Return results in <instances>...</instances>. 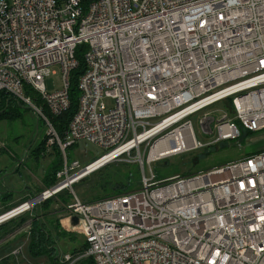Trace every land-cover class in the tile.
Here are the masks:
<instances>
[{
    "label": "built area",
    "instance_id": "obj_1",
    "mask_svg": "<svg viewBox=\"0 0 264 264\" xmlns=\"http://www.w3.org/2000/svg\"><path fill=\"white\" fill-rule=\"evenodd\" d=\"M81 45L76 108L60 134L50 116L70 107ZM53 65L62 86L50 92ZM0 93L32 109L60 156L55 183L0 223L68 190L64 217H78L67 226L86 248L61 254L62 264H264V151L163 180L151 167L264 129V0H0ZM219 101L230 116L203 142L189 117ZM80 141L104 152L70 161ZM119 162L139 166V189L86 202L72 190Z\"/></svg>",
    "mask_w": 264,
    "mask_h": 264
},
{
    "label": "rangeland",
    "instance_id": "obj_2",
    "mask_svg": "<svg viewBox=\"0 0 264 264\" xmlns=\"http://www.w3.org/2000/svg\"><path fill=\"white\" fill-rule=\"evenodd\" d=\"M45 85L50 92L62 86L61 70L58 65H53L51 67L50 75L45 78ZM103 102L107 110L114 107V101L110 98H104ZM22 105L24 107H20L19 103L11 98L10 107L7 109V117L0 118V159L5 155L16 160L15 162L24 159L21 161L20 167L17 168L19 173L14 172L11 177L7 178L9 179L7 184L8 186L12 185V187L16 189L21 188L23 185H28L30 188L29 190L32 189L34 194H38V192H41V190L45 188L43 177L47 172L50 162L56 157V152L54 149L50 150L45 147L43 140L45 127L43 122L37 119L31 108H28L25 104ZM4 111H6V107L1 110V112ZM204 115L214 117V128V125L219 120H224L230 116V110L225 107L224 102L219 101L189 117L192 121L195 136L203 142H209L214 137V131L210 134L202 133L199 121ZM241 132L242 135L238 139L222 141L208 148L173 155L166 160L152 163L151 167L155 173V179L163 180L175 175L183 177L202 173L223 164L242 159L245 156L264 151V129L255 132L248 131L246 133H243L245 130L242 129ZM42 142L44 148V150H42L43 152L38 153V157L34 156L35 154L31 152V150L40 147ZM84 151H88V153L84 154ZM103 152V149L95 145L80 141L79 150L74 154V150L68 149V156L70 161L72 159H79L82 165H84ZM138 168L139 166L132 162L111 163L80 179L72 186V190L81 201H91L97 198L96 196L98 195L102 196L109 193L107 190L99 191L97 189L99 184H104L106 182L107 177H109L108 182L110 179L109 186L117 182L124 186L123 191L129 189L137 190L141 187ZM7 169L10 168L7 167ZM145 171H148L147 165H145ZM3 189L5 191V187L0 184V192H2ZM115 193H118V191L116 190L114 194ZM25 194H27L26 197L32 196L29 191H26ZM69 195L70 199L64 197V200H62V202L66 204L65 207L71 201V194L69 193ZM18 198L20 197L16 195L13 201L16 205H19L18 202L21 200V198L17 200ZM51 199L53 200L51 204L56 202L60 203L58 197H53ZM33 210L20 213L8 220H4V223H0V229H2L3 232L9 231L21 222L23 223L17 226V228L12 229L11 235L7 236L8 239H3V241L0 242V264H54V261L50 258H34L27 251L30 222L24 220L31 218L30 213L32 214ZM65 214V212L62 214L57 212L53 217H48L47 219L44 217L41 218L45 219L44 222L48 226L47 229L50 234H52V238L55 237V233L52 231L54 226L58 231L63 232L60 230L61 224H59L58 217ZM52 221H54V223H52ZM5 235L6 234H3L2 237ZM65 236L71 238L64 240L65 246H61L62 251H64V249H78L84 244L83 241L85 238L81 235L80 231H69ZM2 237L0 238L2 239ZM145 264L148 263L145 262Z\"/></svg>",
    "mask_w": 264,
    "mask_h": 264
},
{
    "label": "trees",
    "instance_id": "obj_3",
    "mask_svg": "<svg viewBox=\"0 0 264 264\" xmlns=\"http://www.w3.org/2000/svg\"><path fill=\"white\" fill-rule=\"evenodd\" d=\"M84 49V46H78L76 48L75 51V57L76 60L78 62V65L75 69H73L70 73L69 76V81H70V85H69V89H68V94H69V98H70V107L69 109L64 112L62 115L60 116H50V119L52 120V122L54 123V125L56 126V128L58 129L59 133L61 134L62 131H64L67 128L68 122L70 121L72 114L75 111L76 108V102H77V95H78V89H77V79L79 77V75L83 72L84 70V62L82 60V51ZM29 93L30 90H28ZM32 91V90H31ZM7 100L8 103H7ZM10 102H11V98H9L7 95H4L3 93H0V118H5L7 117V109L10 107ZM6 107V111L1 112V110L5 109ZM248 131H245L243 133H246ZM37 150V151H36ZM42 150H44L43 148V142L40 144V147H36V149L31 150V152H34V156L38 157V153L43 152ZM54 151L56 152L55 155L56 157L53 159L52 162H50L49 167L47 168V172L45 173L44 177H43V183L45 184L44 187L47 188L51 185H53L55 183V173L56 171L59 169L60 167V156L57 153V150L54 148ZM36 157V158H37ZM16 173H19V170L16 169ZM108 178H106V182L104 184H99L97 189L99 191H109V193H106L102 196L98 195L96 196L97 198L93 199H100V198H105V197H109L112 195H116L119 193H123V192H127L129 190H125L123 191V185L118 184L117 182L112 183L109 186V182H108ZM43 188V190L45 189ZM118 191V193H115V191ZM42 191V190H41ZM54 197H58L60 199V203L56 202V203H52L53 200L52 199H48L46 201H44L41 205L37 206V208H35L32 211L31 218L28 219L30 221V234H29V243L27 245V251L28 253H30V255L34 258H42V257H47L50 258L51 260L54 261V264H62L59 260V256L57 255V248L58 245L56 244L59 239L60 240H65V239H70L71 237H66L65 234H67L65 231L60 232L57 230V228L54 226L52 231L55 233V237L52 238V234H50V232L47 229V225L45 224L44 220L47 219L48 217H53L55 216V214L57 212H59L62 208V210H66L65 205L62 200H64V197L66 199L70 198V195L68 193L67 190L61 191L60 193H58L56 196ZM91 200V201H93ZM23 202V201H22ZM20 202V203H22ZM19 203V204H20ZM55 205V207H54ZM10 205H7L4 209H3V213L10 210L13 207H10ZM1 215V214H0ZM42 217H44L45 219H41ZM27 219H25L24 221H28ZM23 221V222H24ZM52 223H54V221H52ZM21 224H23L22 222L17 224V226H20ZM57 225L59 226V224L57 223ZM17 226H15L12 229L17 228ZM10 229L9 231H6L4 234H9L11 233L13 230ZM57 232V233H56ZM83 246L81 247L82 249L86 248V242L83 241ZM76 264H92V260L90 258H84L81 259L80 261H78Z\"/></svg>",
    "mask_w": 264,
    "mask_h": 264
},
{
    "label": "crops",
    "instance_id": "obj_4",
    "mask_svg": "<svg viewBox=\"0 0 264 264\" xmlns=\"http://www.w3.org/2000/svg\"><path fill=\"white\" fill-rule=\"evenodd\" d=\"M5 155V154H4ZM24 157V156H23ZM22 157V158H23ZM24 159H20L18 162H15L16 160L12 159L11 157L9 156H3L1 159H0V184L3 185L5 187V191L3 189L2 192H0V214L3 213V209L7 206V205H10V207H14L16 205L15 202H13L15 200V197L16 195H18V197L21 198L22 201H25L28 197H26L27 194L26 191L30 192L31 194H33V190H29V186L28 185H23L21 188L19 189H16L14 187H12V185L8 186L7 184V181L9 179V177H11V175L14 174V172L16 173V169L20 167L21 165V161H23ZM7 167H9L10 169H7ZM3 174V175H2ZM2 175V176H1ZM15 186V185H14ZM16 189V190H15ZM1 191V190H0ZM13 196V197H12ZM20 198H18L17 200H19ZM70 199V198H69ZM16 200V201H17ZM20 200V202H22ZM18 202V203H20ZM71 202V201H70ZM15 203V204H14ZM17 203V204H18ZM17 206V205H16ZM55 207V205H54ZM63 212L66 213V210H61L58 212L60 214H62ZM65 215L58 217V220H59V224L60 225V230L62 231H65L66 233L69 232V229H68V226L66 225V222H65ZM7 222V221H6ZM27 222H30L29 220ZM4 223V222H3ZM6 232V231H5ZM2 231V229H0V237L3 236V234L5 233ZM8 235H11V233L9 234H6L4 237H2V239L0 238V242L3 241V239H8L7 236ZM82 235V234H81ZM83 236V235H82ZM66 240V239H65ZM60 242V243H59ZM58 244V248H57V255L60 256L61 254L63 253H66V252H72V250L74 249H77V248H72L71 250H66L64 249V251H62L61 249V246H65V242L64 240H59L57 242ZM60 259H61V256H60Z\"/></svg>",
    "mask_w": 264,
    "mask_h": 264
},
{
    "label": "water",
    "instance_id": "obj_5",
    "mask_svg": "<svg viewBox=\"0 0 264 264\" xmlns=\"http://www.w3.org/2000/svg\"><path fill=\"white\" fill-rule=\"evenodd\" d=\"M9 100H7L8 103ZM20 107H24L21 103H19ZM29 108V107H28ZM214 121V118L212 116H202L199 121L200 129L202 133L208 134L210 132V125ZM34 141V140H33ZM30 148V147H29ZM28 148V149H29ZM67 224L74 228L79 224L78 217L75 215H70L67 219Z\"/></svg>",
    "mask_w": 264,
    "mask_h": 264
},
{
    "label": "bare ground",
    "instance_id": "obj_6",
    "mask_svg": "<svg viewBox=\"0 0 264 264\" xmlns=\"http://www.w3.org/2000/svg\"><path fill=\"white\" fill-rule=\"evenodd\" d=\"M92 165H94V166H92L93 168L94 167L97 168L99 166V162H94ZM65 222H66V225H67V220L66 219H65Z\"/></svg>",
    "mask_w": 264,
    "mask_h": 264
}]
</instances>
